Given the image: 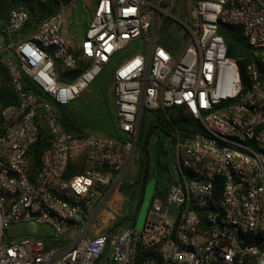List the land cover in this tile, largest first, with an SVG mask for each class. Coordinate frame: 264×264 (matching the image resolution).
Instances as JSON below:
<instances>
[{
    "label": "built area",
    "instance_id": "built-area-1",
    "mask_svg": "<svg viewBox=\"0 0 264 264\" xmlns=\"http://www.w3.org/2000/svg\"><path fill=\"white\" fill-rule=\"evenodd\" d=\"M53 1L55 13L26 37L24 10L0 22L15 96L0 109V264H264V0H178V14L173 0H96L78 48L61 34L67 4ZM219 25L240 29L252 63L226 56ZM165 28L183 31V46L163 39ZM138 40L143 52L111 76L120 137L67 133L57 109ZM172 107L202 131L176 135L178 177L151 197L141 231L108 234L124 217L118 189L143 111ZM40 134L48 150L33 167L28 149ZM21 222L54 235L8 236Z\"/></svg>",
    "mask_w": 264,
    "mask_h": 264
},
{
    "label": "rangeland",
    "instance_id": "rangeland-1",
    "mask_svg": "<svg viewBox=\"0 0 264 264\" xmlns=\"http://www.w3.org/2000/svg\"><path fill=\"white\" fill-rule=\"evenodd\" d=\"M95 0H73L67 3L65 15L67 18L63 22L61 34L68 45L78 48L83 38L87 24L91 18V10ZM178 0H173V13L178 14ZM183 14L185 7L182 6ZM185 20V15L182 17ZM163 39L180 40L182 46L185 39H179L172 29L165 28L163 30ZM0 45H4V40L0 36ZM144 45L138 40L131 44L127 49L117 52L106 71L91 83L86 91H84L77 99L73 100L67 109L79 120H87L89 126L94 127L95 132L102 134L103 132H112L118 130V124L115 114V105L113 97V87L111 76L117 66L129 59L135 54L143 52ZM0 65L3 63L0 59ZM1 79V74H0ZM146 134V131H144ZM147 153L151 167H154L153 174H150L151 179L147 180L148 188L151 187L154 175L157 176L158 183L154 185L156 191L164 190L167 175L177 179L176 171V154L173 142L163 137L161 133L153 132L146 144ZM142 163V154L139 148H136L132 156L130 167L122 174L121 184L131 186L134 195H122L121 214L126 220L123 224L117 227L121 229H133L140 232L147 211L146 207L138 206L136 198L141 190V170L144 165ZM155 193V192H154ZM8 236H27L36 238H46L54 235L53 229L48 225L36 224L34 222H21L11 225L7 229Z\"/></svg>",
    "mask_w": 264,
    "mask_h": 264
},
{
    "label": "trees",
    "instance_id": "trees-1",
    "mask_svg": "<svg viewBox=\"0 0 264 264\" xmlns=\"http://www.w3.org/2000/svg\"><path fill=\"white\" fill-rule=\"evenodd\" d=\"M73 0H64V3H69ZM96 1V0H95ZM20 8L24 10L28 16L27 23L23 30H21V37H26L32 33L38 25L52 16L56 11V4L53 0H49L45 3L39 0H0V22L7 23L9 13L12 9ZM217 33L223 39L226 46V56L230 58L238 59L241 67L252 63L251 49L247 45L245 39L241 36L240 29L237 27L219 25ZM1 34V33H0ZM75 58L79 61V53H75ZM0 109L15 103V96L11 90L9 79L7 77L6 71L3 66L0 65ZM63 76H67L63 73ZM64 78L60 80L63 81ZM26 89L30 88L27 86ZM56 116L60 122L63 129L72 134L75 138H85L89 135L93 136H103L109 138H119V129L113 130L112 132H103L98 134L94 127L89 126L87 120H79L67 109L64 108L57 109ZM117 120V119H116ZM118 124V123H117ZM146 131V134H144ZM201 126L198 121L194 120L192 117L185 113V110L181 107H172L166 109L165 112L156 111H143L140 121V127L136 140V148L141 150L142 163L144 165L143 170H141L140 181L141 189L142 185L147 183V180L151 179L150 174H153L154 167L150 165L149 156L146 149V144L150 139L153 132L161 133L163 137L169 138L173 143L176 141V135L180 139H184L194 135L195 133L201 132ZM48 150L47 136L40 134L37 142L28 149V157L33 167H38L40 165V158L43 152ZM75 171V165L69 162L67 165V170L64 177L69 176ZM165 187L162 192L155 191L152 197L155 195L163 197L165 195L166 189L174 183L173 177L167 175ZM155 183L157 184V175H154ZM131 186L120 185V191L124 195H134ZM141 190L136 198L137 205L141 200ZM126 220L124 217L120 219L115 226L121 225Z\"/></svg>",
    "mask_w": 264,
    "mask_h": 264
},
{
    "label": "water",
    "instance_id": "water-1",
    "mask_svg": "<svg viewBox=\"0 0 264 264\" xmlns=\"http://www.w3.org/2000/svg\"><path fill=\"white\" fill-rule=\"evenodd\" d=\"M177 36L178 37H182L183 36V31H179L178 33H177ZM155 190H154V187H153V182H152V184H151V187L150 188H148V186H146V188H145V191H144V195H143V200H142V203H141V208L142 207H148V204H149V201H150V199H151V196H152V193L154 192ZM120 226V224L119 225H117V226H113L112 228H110L109 229V231H108V234H110L111 232H113L117 227H119Z\"/></svg>",
    "mask_w": 264,
    "mask_h": 264
},
{
    "label": "flooded vegetation",
    "instance_id": "flooded-vegetation-1",
    "mask_svg": "<svg viewBox=\"0 0 264 264\" xmlns=\"http://www.w3.org/2000/svg\"><path fill=\"white\" fill-rule=\"evenodd\" d=\"M158 176V175H157ZM153 187H154V190L156 189V187L154 186V185H156V183H155V179H153ZM146 186H147V184H144V185H142V189H141V193H142V195H141V200H140V202H139V204L137 205V206H140L141 205V203H142V200H143V195H144V191H145V188H146ZM156 191V190H155ZM154 191V192H155ZM153 192V193H154ZM152 193V194H153ZM152 197V196H151ZM149 203H150V201H149ZM148 207H149V204H148ZM147 207V208H148ZM115 230H117V228L115 229Z\"/></svg>",
    "mask_w": 264,
    "mask_h": 264
},
{
    "label": "crops",
    "instance_id": "crops-1",
    "mask_svg": "<svg viewBox=\"0 0 264 264\" xmlns=\"http://www.w3.org/2000/svg\"><path fill=\"white\" fill-rule=\"evenodd\" d=\"M0 36L3 38V40H4V42H5V37H4V35H2V34H0ZM118 193H119V195H120V200H121V202H122V195H121V191H120V187H119V189H118ZM123 194V193H122Z\"/></svg>",
    "mask_w": 264,
    "mask_h": 264
}]
</instances>
